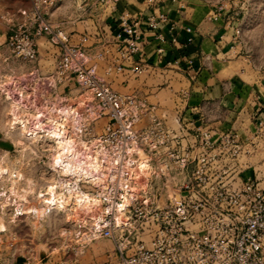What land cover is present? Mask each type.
Masks as SVG:
<instances>
[{"label":"built area","instance_id":"2783aa9c","mask_svg":"<svg viewBox=\"0 0 264 264\" xmlns=\"http://www.w3.org/2000/svg\"><path fill=\"white\" fill-rule=\"evenodd\" d=\"M26 1L31 6L7 20L0 97L13 126L52 148L44 163L53 180L39 192L32 216L66 213L82 249L111 242L104 264H264V112H256L247 136L212 130L203 118L183 124L177 116L174 128L158 105L108 81L152 72L147 35L165 42L163 26L177 31L165 7L177 3L183 11L189 0H138L149 13L137 20L122 15L116 32L96 29L98 50L88 30L68 32L51 21L67 0ZM129 1L97 3L111 11ZM227 10L214 6L211 20ZM40 38L51 46L48 68ZM171 43H179L176 35Z\"/></svg>","mask_w":264,"mask_h":264},{"label":"rangeland","instance_id":"374dc122","mask_svg":"<svg viewBox=\"0 0 264 264\" xmlns=\"http://www.w3.org/2000/svg\"><path fill=\"white\" fill-rule=\"evenodd\" d=\"M192 3L198 5L207 18H210L212 6L224 5L234 13L241 34L230 58L241 61L240 71L249 69L247 81L260 85L264 73V0H192ZM30 6L26 0H0V46L4 51L9 29L7 20L16 21L18 11ZM109 13L110 10L100 6L97 0H67L52 12L50 18L69 32L88 30L91 43L98 50L96 29L104 28ZM38 44L42 64L48 68L52 63L51 47L45 38L38 39ZM108 81L120 93L136 94L161 106L172 119L185 102L182 93L188 92L186 79L173 70L145 73L131 80L130 85L115 75ZM9 111L0 97V168L6 171L3 177L0 176V194L6 192L4 198H0V264H104L113 251L111 242L100 240L82 249L76 243L72 226L67 223L66 213L57 211L42 215L40 212L38 216H32L33 207L38 205L39 192L53 179L44 163L52 148L27 139L19 128L13 127L8 119ZM107 121H100V127ZM214 121L204 120L205 124ZM19 175H23V180L17 179ZM20 201L28 204L15 210L12 205Z\"/></svg>","mask_w":264,"mask_h":264},{"label":"crops","instance_id":"0c3cea01","mask_svg":"<svg viewBox=\"0 0 264 264\" xmlns=\"http://www.w3.org/2000/svg\"><path fill=\"white\" fill-rule=\"evenodd\" d=\"M213 7L209 8L211 14ZM165 9L170 22L176 24L177 31L171 32L170 24L163 26L161 32L165 35V42L148 34L150 37L144 48L145 60L152 63L154 70L149 72L151 74L173 70L183 75L188 83V92L182 93L185 102L177 110L174 119L161 106L158 108L159 116L167 126L172 123L177 125V116L183 124L203 118L205 121L215 120L206 124L212 130L222 132L233 129L242 136L250 135L253 131L254 115L256 112H264V73L260 85L250 83L251 81L246 80L250 74L249 69L240 71L241 61L230 58L237 48L238 38L235 33L238 25L234 13L228 9L215 22L207 18L204 11L193 4L192 0L188 1V6L183 11L179 10L177 3L168 4ZM127 13L133 20H137L149 11L138 0L116 4L106 19V26L112 27L108 30L109 33L116 32V21ZM187 29L192 32L188 33ZM173 35L179 41L176 45L171 43ZM76 38L77 34H74L73 39ZM189 38L193 39L191 43L187 41ZM161 48L165 49L162 55L158 52ZM4 49L6 51L5 47ZM39 52L42 57L40 48ZM133 79L135 78L128 80V85Z\"/></svg>","mask_w":264,"mask_h":264},{"label":"bare ground","instance_id":"6f19581e","mask_svg":"<svg viewBox=\"0 0 264 264\" xmlns=\"http://www.w3.org/2000/svg\"><path fill=\"white\" fill-rule=\"evenodd\" d=\"M10 109V108H9ZM12 121V120H11ZM15 122H16V119L14 120ZM12 123V122H11ZM12 126H13V124H12ZM13 127H15V126H13ZM3 174H6V171L4 172L3 171V169L1 170V168H0V176H2L3 177ZM18 180L20 179V180H23V175H19L18 176V178H17ZM53 180V179H52ZM51 185V184H50ZM24 199V198H23ZM25 200V199H24Z\"/></svg>","mask_w":264,"mask_h":264}]
</instances>
